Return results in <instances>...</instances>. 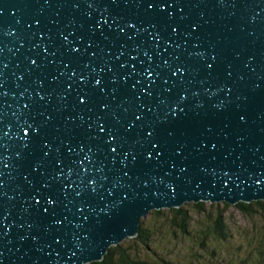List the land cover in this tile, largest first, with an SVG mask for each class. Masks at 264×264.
<instances>
[{
  "label": "water",
  "instance_id": "water-1",
  "mask_svg": "<svg viewBox=\"0 0 264 264\" xmlns=\"http://www.w3.org/2000/svg\"><path fill=\"white\" fill-rule=\"evenodd\" d=\"M89 150L85 220L56 160ZM258 200L264 0H0V264L102 261L150 211Z\"/></svg>",
  "mask_w": 264,
  "mask_h": 264
},
{
  "label": "trees",
  "instance_id": "trees-1",
  "mask_svg": "<svg viewBox=\"0 0 264 264\" xmlns=\"http://www.w3.org/2000/svg\"><path fill=\"white\" fill-rule=\"evenodd\" d=\"M187 204V203H186ZM228 205V203H226ZM245 214H260L262 223L245 229L248 238L246 246L250 247L246 255L243 254L242 246H231L233 235L230 232L229 223L224 216V211L217 209L214 217L210 215L194 224V217L190 210L184 206L171 208L167 212L164 210H154L152 213L157 219L152 226L146 225L142 220L140 231L133 240L142 243L149 248L150 243L156 240V235L164 234L174 241L173 250L178 245L189 244L185 256L194 258L201 264H264V200L250 203L239 202L235 204ZM193 207L197 212L204 213L205 202H193ZM212 207V204L210 205ZM209 214V213H208ZM154 250L157 260L147 262L139 260L132 255L129 248L122 242L117 246L110 247L108 253L102 261L91 264H191L186 263L183 258L175 259L171 256L158 253ZM238 251V254L236 252ZM244 255L242 259L239 256Z\"/></svg>",
  "mask_w": 264,
  "mask_h": 264
},
{
  "label": "rangeland",
  "instance_id": "rangeland-1",
  "mask_svg": "<svg viewBox=\"0 0 264 264\" xmlns=\"http://www.w3.org/2000/svg\"><path fill=\"white\" fill-rule=\"evenodd\" d=\"M206 204V210L204 213L197 212V208L193 207V202L185 203L183 206L188 208L190 212L192 213L194 217V224L193 226H196L198 224V221H202L206 219L209 215L210 217H214L217 209L224 211V216L226 217L227 222L229 223L230 232L233 235L230 239L232 240L231 246H228L227 249H231L229 247H237L238 245H243L242 251L244 255H246L249 251L250 247L246 246V242L248 238L246 237L247 234H245V229L251 228L254 225H259L262 223V218L260 214H245L243 213L236 205L233 204H226V202H205ZM212 204V207L210 205ZM165 212H167L169 209H162ZM154 211V210H153ZM150 211L148 215L143 217L142 220L145 221L146 225L152 226L153 223H155L157 217L155 214H153ZM209 213V214H208ZM122 243V242H121ZM125 244V247L129 248L131 251L133 257L147 262H154L157 260L156 255L154 254L155 248L158 253H162L164 255L171 256L175 259H181L183 258L186 263L191 264H201L197 263V261L194 258H191L190 256H185V253H187L188 245L189 244H182L178 245L177 248L173 250V244L174 241L172 239L164 234L156 235V240L150 243V247L147 248L146 245L142 243H136L133 238H127L123 241ZM117 246V245H116ZM112 247V246H111ZM110 249V248H109ZM238 254V251L236 252ZM244 255L239 256V259H242ZM98 262V261H96ZM91 264V263H88Z\"/></svg>",
  "mask_w": 264,
  "mask_h": 264
},
{
  "label": "snow or ice",
  "instance_id": "snow-or-ice-1",
  "mask_svg": "<svg viewBox=\"0 0 264 264\" xmlns=\"http://www.w3.org/2000/svg\"><path fill=\"white\" fill-rule=\"evenodd\" d=\"M149 6L151 7V5H149ZM180 70L181 69H179V68L177 69V71H180ZM85 100H87V98H85ZM185 102H186V97L183 95H181L177 100L172 102V107L169 108V111L172 112L173 116L177 115V112L173 111V108L178 109L180 112H182L184 109L181 108L180 105L182 103H185ZM240 119L244 120L245 117L241 116ZM25 125H27L28 129H31L33 132H37V134H39L38 129L34 128L33 125L28 123L27 120L21 122L18 125V127L21 131H24ZM97 127H100L99 122L97 123ZM106 128H107V125L100 127V132H105ZM150 135H152V134L150 133ZM99 138H100L99 135H97V139H99ZM26 139H27V144H25L24 146L28 147V145H30L34 141L35 137L31 133H29L28 136L26 137ZM108 139H110L113 143H115L117 145V148H121L123 143H124L123 140L117 139L111 133L109 134ZM117 148H113L112 151L116 152ZM129 152H131V149H129ZM45 155H47V154H45ZM126 155H127V153H126ZM133 159H135V157H133ZM85 162H87L89 165L94 162L91 150H89L88 153H85L82 160L79 158L76 160H71L70 164H65V162L63 160H60V159L56 160L57 165H63L65 167L69 168V175L77 173L78 170H82V171H80V174L77 175L78 179H80L81 176L83 177V179L81 181L82 185H83V187L81 188V192L76 193V195H77V197H79V201H80L79 205H78V213L80 215H83L85 220H88L89 217L84 215L83 210L88 209L89 211H91V206H90L89 200L92 198H95L98 195L97 185H98L99 181L88 175ZM42 163H43V158L41 160H38L34 166L40 167L42 165ZM124 175H127V173H124ZM105 179H107V177H105ZM85 180L87 181L86 184H84ZM81 193H84V194L81 195ZM108 195H111V193H108ZM34 198L35 197H33V199ZM48 203L51 204V203H53V201L49 200ZM114 209L115 210L118 209L117 205L115 203H113L112 205L109 206V211H113Z\"/></svg>",
  "mask_w": 264,
  "mask_h": 264
}]
</instances>
